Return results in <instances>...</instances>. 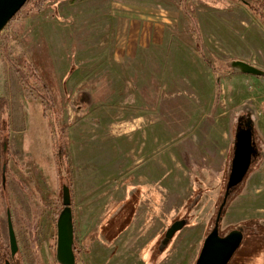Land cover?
I'll return each mask as SVG.
<instances>
[{
  "label": "rangeland",
  "instance_id": "374dc122",
  "mask_svg": "<svg viewBox=\"0 0 264 264\" xmlns=\"http://www.w3.org/2000/svg\"><path fill=\"white\" fill-rule=\"evenodd\" d=\"M244 1H185L198 20L203 53L184 0H50L42 12L26 5L12 20L0 37V98L9 101L15 159L8 163L12 177L7 172L6 191L0 186V218L6 219L10 206L18 263L37 264L27 231L37 216L41 259L57 264V220L67 183L58 164L63 159L53 148V125L67 128L77 264H196L230 171L228 164L226 170L213 171L208 185L205 175L198 174L191 186L194 150L187 157L178 147L179 124L191 127L204 109L200 100L215 94L212 117L222 110L231 119L251 100L258 126L264 128V77L233 75L229 66L242 59L264 69V23ZM26 61L42 75L57 115L45 112L42 98L23 85L15 64ZM202 69L221 77L214 92L190 89ZM145 130L149 138L138 145L141 150L147 144L148 165L156 176L166 170L175 174L136 185L125 151L131 150V134ZM257 134L263 148L258 128ZM261 166L251 168L229 199L222 236L235 226L264 221V204L256 202L261 197L256 190H264ZM183 172L192 176L187 186L162 184L169 177L171 183L179 182ZM197 196L200 200L192 206ZM239 204H248L244 217L236 216ZM185 218L190 223L160 252L167 229ZM258 229V234L247 233L229 264H264V225Z\"/></svg>",
  "mask_w": 264,
  "mask_h": 264
},
{
  "label": "water",
  "instance_id": "95a60500",
  "mask_svg": "<svg viewBox=\"0 0 264 264\" xmlns=\"http://www.w3.org/2000/svg\"><path fill=\"white\" fill-rule=\"evenodd\" d=\"M30 0H0V37L12 20L23 10ZM229 66L233 75H250L264 77V69L258 68L246 61L233 59ZM218 84L221 77L217 78ZM245 112L248 114L246 128L241 125L235 129L233 158L230 163V172L226 185L223 201L219 207L215 224L208 236L205 238L202 250L196 264H229L245 239V227L237 226L235 230L222 236L220 233V223L224 217L225 209L228 205L232 193L245 181L251 170L253 157L257 154V148L253 141L255 126H257V111L249 103L236 111V114ZM264 154V146H263ZM2 186L7 188V164L3 165ZM200 200V196L194 200L195 206ZM63 209L59 213L57 220V243L56 262L57 264H77L76 241H75V216L72 208V190L69 184H63L62 197ZM6 219L1 220L2 231L6 239L5 243L10 250L11 259L6 258L5 264H18L17 257L20 254V246L15 231L11 207H6ZM188 219L175 221L170 226L162 239L159 250L163 252L175 235L182 231L187 225ZM264 225V221H261ZM21 263V262H20Z\"/></svg>",
  "mask_w": 264,
  "mask_h": 264
},
{
  "label": "crops",
  "instance_id": "0c3cea01",
  "mask_svg": "<svg viewBox=\"0 0 264 264\" xmlns=\"http://www.w3.org/2000/svg\"><path fill=\"white\" fill-rule=\"evenodd\" d=\"M119 57H121V55ZM257 58L260 60V57ZM250 62L259 68H261L260 66H262L261 64L256 63L254 61ZM209 71H204L202 69L200 75L191 80L193 87L190 89H193L194 91L207 90L213 92L216 90V88L218 89V76L215 78V74L213 73V71ZM202 75L204 76V78L202 77ZM242 76L258 79L257 77L250 75ZM217 99V96L214 94L213 97L202 98L200 100L202 101L200 106H202L204 109L201 110L199 118L192 124L193 126L191 125V127H187L186 123H183V126L179 124V128H181V131L183 133L181 131L179 132L178 147L181 150H186L185 154L187 155V157L190 156V150H194V153H192L193 160L195 163V173L193 175V178L191 179L192 176H190L189 173H185L187 170V168H185V172L182 173V177L176 180L179 182L171 183L174 178L169 177L167 178V181L169 182L165 184L163 182V185L168 186L174 184L175 186H187L189 184L188 181L191 179V186H194V182L195 180H197L198 174L205 175L204 177L206 178L208 185L211 173L213 171H220L221 169L226 170L227 164L229 171V164L231 163V160L233 158L232 156L236 122L234 116H232L230 119L227 114L224 113L222 110H219L217 114L212 117L214 113L213 106H215V102L217 101ZM249 101L251 102V100H247L244 104L246 105L247 103H249ZM257 128L264 137V128L258 126V123ZM148 138V130L142 132L137 131L134 134H131V150L125 151V155H128L129 173L131 177L134 176L133 174H136V185H147L157 181L162 182L164 179V174H167L168 176L175 174H170L169 170H166L165 173L162 172L160 175L156 176V173H154L153 168L151 169V167L148 165V163H150L151 161L149 157V155L151 156V154L150 150H148L147 144L145 143L144 146L142 145V149L139 150V142L140 144H142V142L145 139L148 140ZM143 162L145 164L141 165V163ZM145 165H148L149 167H144ZM144 168L145 170L138 174L139 170H142ZM261 171L264 172V162L261 166ZM263 191L264 190H256V193H259V195L261 196L256 202L264 204ZM249 203L251 204L252 200H250ZM247 205L248 204H239V207L242 209H237L236 216L244 217V215L246 214L245 212L244 214H242V211L244 210V208H247Z\"/></svg>",
  "mask_w": 264,
  "mask_h": 264
},
{
  "label": "trees",
  "instance_id": "16d2710c",
  "mask_svg": "<svg viewBox=\"0 0 264 264\" xmlns=\"http://www.w3.org/2000/svg\"><path fill=\"white\" fill-rule=\"evenodd\" d=\"M50 0H30L29 3L27 4L28 7H31L33 10L37 12H42L48 2ZM184 0L183 4V9L184 12L187 16H189L193 23L195 24V31L199 35V51L202 52V34L200 31V28L198 27V20L196 18L195 12L190 11L188 8L187 3ZM244 1V0H241ZM254 2H245L250 9L253 11V13L264 23V4L263 0H254ZM209 63V62H208ZM210 67L213 68L215 71L219 73V70L215 68L212 64H210ZM15 69L21 78V81L23 82V85L27 87V89L31 90L32 92H37L38 96L42 98L44 102V110L47 112L48 110H51L55 115L58 113V109L54 106V102L51 97V93L46 86V84L43 81L42 75L40 72L36 69V67L29 61H26L22 66L15 64ZM229 75V74H228ZM219 86V85H218ZM9 101L6 98H0V186H2L3 182V165L6 163L7 164V172L9 175L12 177L11 171L9 169L8 163L11 158L15 159V156L12 153L10 143H9V135H10V122H9ZM56 124V123H55ZM51 133L53 136V148L56 154V157L59 158L61 157L63 159V162L59 164V169L61 173L63 172L65 175V180L66 183L69 184L72 190L73 186V171L72 167L68 161V153L66 149V143L69 142L67 138H65V133L67 131V128L60 127V128H55L53 125L50 127ZM55 135H57V139H55ZM261 135V134H260ZM17 161V160H16ZM17 184L23 189V191L28 194V189L25 186V184L17 179L14 178ZM1 194H2V188ZM236 190L232 193V196L236 193ZM4 195V193L2 194ZM1 196V195H0ZM231 196V197H232ZM237 196V195H236ZM1 207V204H0ZM227 208V207H226ZM63 207L60 209L62 210ZM74 211V209H73ZM226 212V209H225ZM224 212V214H225ZM23 223L26 224V219L23 218ZM2 221L0 218V264H5L6 263V258H10V250L7 247L6 243L4 242L3 239V232H2V227H1ZM37 228H38V217L36 216L29 224H28V237L31 242V248L33 250L35 259L37 261V264H44L41 256L38 251V242H37ZM76 256L78 259V253L76 250ZM21 264V263H18Z\"/></svg>",
  "mask_w": 264,
  "mask_h": 264
},
{
  "label": "flooded vegetation",
  "instance_id": "af4514ba",
  "mask_svg": "<svg viewBox=\"0 0 264 264\" xmlns=\"http://www.w3.org/2000/svg\"><path fill=\"white\" fill-rule=\"evenodd\" d=\"M263 4H264V0H263ZM231 71V70H230ZM235 129L237 128V126L241 125L243 128H246L247 122H248V114L245 112H242L240 114H235ZM253 141L255 142L256 148H257V154L253 157V162H252V167L253 168L255 165H262L264 162V154H263V148H262V140L259 137V135L257 134V127L255 126V132H254V136H253ZM189 220V219H188ZM190 223V221L188 222V224ZM262 224H257L254 225L252 227H248L246 226L245 228V237L247 236V233L251 230L254 232V234H258L259 232V226ZM172 226V225H171ZM237 226H235L231 231L235 230ZM168 230V229H167ZM167 232V231H166ZM229 233V232H228ZM205 240V239H204ZM245 240V239H244ZM203 247V246H202ZM202 250V249H201ZM200 255V254H199Z\"/></svg>",
  "mask_w": 264,
  "mask_h": 264
}]
</instances>
